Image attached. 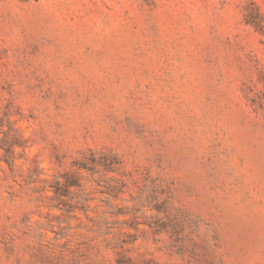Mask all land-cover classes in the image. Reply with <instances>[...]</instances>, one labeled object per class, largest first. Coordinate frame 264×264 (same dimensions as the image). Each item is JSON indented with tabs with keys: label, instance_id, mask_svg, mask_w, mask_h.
Segmentation results:
<instances>
[{
	"label": "rangeland",
	"instance_id": "rangeland-1",
	"mask_svg": "<svg viewBox=\"0 0 264 264\" xmlns=\"http://www.w3.org/2000/svg\"><path fill=\"white\" fill-rule=\"evenodd\" d=\"M0 264H264V0H0Z\"/></svg>",
	"mask_w": 264,
	"mask_h": 264
}]
</instances>
